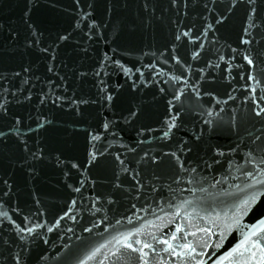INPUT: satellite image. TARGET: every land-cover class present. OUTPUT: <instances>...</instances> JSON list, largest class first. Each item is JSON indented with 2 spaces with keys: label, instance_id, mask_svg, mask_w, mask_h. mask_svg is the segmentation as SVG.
I'll list each match as a JSON object with an SVG mask.
<instances>
[{
  "label": "water",
  "instance_id": "1",
  "mask_svg": "<svg viewBox=\"0 0 264 264\" xmlns=\"http://www.w3.org/2000/svg\"><path fill=\"white\" fill-rule=\"evenodd\" d=\"M0 264H264V0H0Z\"/></svg>",
  "mask_w": 264,
  "mask_h": 264
}]
</instances>
